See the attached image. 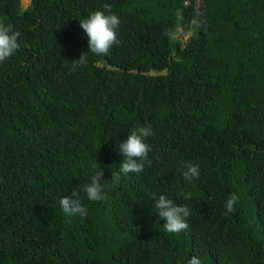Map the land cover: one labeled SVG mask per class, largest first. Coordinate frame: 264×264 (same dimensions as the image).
<instances>
[{"label":"trees","instance_id":"obj_1","mask_svg":"<svg viewBox=\"0 0 264 264\" xmlns=\"http://www.w3.org/2000/svg\"><path fill=\"white\" fill-rule=\"evenodd\" d=\"M196 1L0 0L20 45L0 62V264H264V0ZM105 4L120 25L96 55L79 19ZM138 125L144 168L113 183ZM99 170L105 197L89 201ZM161 193L191 209L179 234L155 213Z\"/></svg>","mask_w":264,"mask_h":264},{"label":"clouds","instance_id":"obj_2","mask_svg":"<svg viewBox=\"0 0 264 264\" xmlns=\"http://www.w3.org/2000/svg\"><path fill=\"white\" fill-rule=\"evenodd\" d=\"M200 2V0H198ZM198 8L199 3L195 2ZM120 18L111 11V5L105 4L101 9L90 11L87 16L79 19V26L87 37V51L96 55L107 54L113 44L117 41L118 28ZM179 31V30H178ZM190 35L185 37L183 32L179 31L177 35L181 40L182 45L185 44L188 38L196 35V31L192 28L188 31ZM194 32H196L194 34ZM186 33V32H185ZM19 33L14 29L11 23L0 22V62L5 61L10 55L15 54L20 45L18 42ZM176 36V38H178ZM79 62H86V56L80 55L77 59ZM152 71L145 73H151ZM166 70L159 72L163 75ZM152 134V128L147 125H138L131 128L123 140L118 141L117 148L122 155V159L118 164V168L111 173L113 183L118 182L123 176L130 173H139L143 170L148 152L151 150V145L147 142V138ZM200 175L198 164H188L183 171V177L186 181L191 182ZM102 170L97 171L91 178L90 182L84 184L83 191L87 200L99 201L105 197V186L100 182ZM154 198L155 213L159 218H162L163 230L170 234H179L188 227L187 217L191 214L190 207L185 203H176L166 194L158 196L152 194ZM238 200L235 193L227 196L224 202L226 211H233V206ZM61 205L66 213L70 214H86V207L78 199L64 198L61 200ZM186 264H203L199 255H192L187 258Z\"/></svg>","mask_w":264,"mask_h":264},{"label":"rangeland","instance_id":"obj_3","mask_svg":"<svg viewBox=\"0 0 264 264\" xmlns=\"http://www.w3.org/2000/svg\"><path fill=\"white\" fill-rule=\"evenodd\" d=\"M21 4H22V7H27L30 3V0H20ZM197 3H199V1L197 0ZM180 32H182V29H179ZM182 35H184L185 37H188L190 35L189 32H186V33H182Z\"/></svg>","mask_w":264,"mask_h":264},{"label":"water","instance_id":"obj_4","mask_svg":"<svg viewBox=\"0 0 264 264\" xmlns=\"http://www.w3.org/2000/svg\"><path fill=\"white\" fill-rule=\"evenodd\" d=\"M196 32H194V34H195ZM178 37V36H177ZM179 38V37H178ZM181 40H183V38L181 37Z\"/></svg>","mask_w":264,"mask_h":264}]
</instances>
